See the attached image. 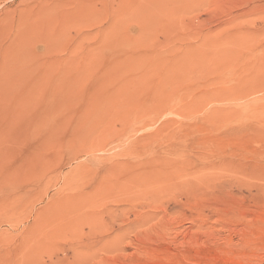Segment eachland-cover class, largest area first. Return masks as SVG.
I'll return each mask as SVG.
<instances>
[{
  "label": "rangeland",
  "instance_id": "374dc122",
  "mask_svg": "<svg viewBox=\"0 0 264 264\" xmlns=\"http://www.w3.org/2000/svg\"><path fill=\"white\" fill-rule=\"evenodd\" d=\"M206 35L218 37L214 46H200ZM14 37L23 38L22 52L29 55L26 82L42 74L40 88L26 92L32 100L59 89L58 101L85 92L102 74L100 64L130 54L124 60L135 69L129 77L141 75L139 63L153 56L162 58L160 73L179 58L183 67H173L170 98L155 102L151 121L138 116L130 123L120 110L107 113L99 126L91 125L98 131H89L83 148L77 143L35 154L40 144L25 139L24 164L9 180L10 195L25 192L24 199L13 216L0 215V264H264V0H0V47ZM194 44L204 59L183 52ZM89 191L87 219L76 215L53 239L28 236L35 213L54 197Z\"/></svg>",
  "mask_w": 264,
  "mask_h": 264
},
{
  "label": "bare ground",
  "instance_id": "6f19581e",
  "mask_svg": "<svg viewBox=\"0 0 264 264\" xmlns=\"http://www.w3.org/2000/svg\"><path fill=\"white\" fill-rule=\"evenodd\" d=\"M18 31L19 32L22 27L18 24ZM25 29V28H23ZM17 30V29H16ZM4 32V31H3ZM227 33V32H226ZM230 33V32H229ZM22 34L21 32H19V35ZM24 34V33H23ZM201 34H203L201 32ZM208 34V33H207ZM215 34V33H214ZM2 35V33H1ZM5 36V34H3ZM191 35V34H190ZM210 35V34H209ZM206 35L207 38L203 39L202 43H200V46L202 45H206L208 44V46H214L215 45V38L218 39V37L213 38L212 36ZM212 35V34H211ZM229 35V34H228ZM24 36V35H23ZM187 36V35H186ZM221 36V35H220ZM225 36V34H224ZM16 37V35H15ZM14 37V39H15ZM20 37V36H19ZM25 37V36H24ZM183 37V36H182ZM202 37V36H201ZM228 37V36H227ZM2 39V37H1ZM5 39V38H4ZM195 39V38H194ZM202 39V38H201ZM224 39V38H223ZM196 40V39H195ZM26 42V40H24ZM181 41V40H179ZM3 42V41H2ZM9 42V41H8ZM191 42V41H190ZM201 42V41H200ZM7 43V42H5ZM3 43V45L5 44ZM199 43V42H198ZM2 44V43H0ZM22 44H23V38L22 39H15L14 41H11L8 45L4 46V47H0V89L1 92L3 91V93H1L0 95V215H5V216H13L16 211V208L18 207L17 205L24 199V193L22 192L19 195H10V188H9V180L10 178L13 179L16 177L12 176L15 172H19L18 170H21L22 165L24 164V160L22 161V154H23V146L25 144V139H27V137H33L36 138V142L38 141V143L40 145L36 146L33 150V152L35 153V151L38 149L39 152L43 151L45 148L47 147H73L72 149H74V145L79 143L80 145H82V148L84 147L83 144L87 143L89 141V139H91V134L89 131L94 130L95 128H91L93 126L98 125V123L102 120H104L106 117H103L105 115H107V113H110L112 116V113L116 114V112L119 114V110L122 111L123 115L121 116L124 119L127 120H133L135 121L136 118L138 116L144 117L146 120H150L151 117L150 115L152 114L151 108L154 107V104H156L155 102H161L164 99V96H167L165 93L168 91V86L167 84H169L167 82V80L169 79V75L170 77L175 73L174 68L173 67H180L182 66V60L179 58L178 60H175L173 62V66L171 65L170 62V69L166 70V68L164 67V70L161 71L160 73V69L158 68L160 65V61L162 58H160L159 60H157V58H155L156 56H153L155 60H152V58L148 59H144L143 62H140L138 66L142 68H138V70L142 69V73L141 75L139 74L138 76H136L135 74L131 75L129 77V75H126L129 71L132 72L133 65L131 66V64L126 63L124 60L128 59L129 56H131V54L124 59L123 61L119 60V59H111L109 61H104L102 64H100L101 66H103L102 68H99L101 71H99V73L101 72V75H94V79L89 80L90 82L88 84H90L89 90H85V92H79V93H73L70 95H67V97L64 95L65 91L63 92L64 98L63 100H59L58 101V92L59 95H61V91H63L62 89L57 92L56 95H50L49 97L46 98H37L34 97V100H32L33 98H29V95L26 92H33L35 90H37L38 88H40V83L42 81V74H38L36 79H34L33 81H28L25 80L24 78V71L25 69L27 70V68H24L25 65H23L26 60L29 58L28 54H25L22 52ZM184 45V44H183ZM2 46V45H1ZM190 46V45H189ZM199 45H191V47H185L184 48V53L188 52H197L195 54H197V57L193 58L195 59V61L204 59V57L202 56V54L199 51ZM234 47V46H233ZM179 48V47H178ZM187 48V49H186ZM199 48V49H198ZM177 49V48H176ZM183 49V48H182ZM202 49V48H201ZM188 50V52H186ZM207 50V49H206ZM212 50V49H210ZM131 51V50H130ZM214 51V50H212ZM222 51V50H221ZM224 51V50H223ZM118 52V51H117ZM141 52V51H140ZM149 52V51H148ZM155 52V51H154ZM153 52V53H154ZM209 52V51H208ZM211 52V51H210ZM209 52V53H210ZM132 53V52H131ZM139 53V52H138ZM150 53V52H149ZM182 53V52H181ZM215 53V52H214ZM235 53V52H234ZM241 53V51H240ZM244 53V52H243ZM134 54V53H133ZM132 54V55H133ZM144 54V53H143ZM158 54V53H157ZM233 54V53H232ZM27 55V56H26ZM123 55V54H121ZM156 55V54H154ZM176 55V54H175ZM183 55V54H182ZM191 55V54H190ZM119 56V55H118ZM138 56V55H137ZM142 56V55H141ZM145 56V54H144ZM147 56V55H146ZM213 56V55H212ZM221 56V55H220ZM116 57V56H115ZM120 57V56H119ZM124 57V56H122ZM158 58L160 57L159 55L157 56ZM162 57V56H161ZM176 57H178L176 55ZM194 57V56H193ZM209 57V56H208ZM214 57V56H213ZM118 58V57H117ZM146 58V57H145ZM188 58V57H187ZM234 58V57H232ZM123 59V58H121ZM133 59V58H132ZM138 59V58H137ZM134 58V61L137 65V61H139V59L137 60ZM141 59V58H140ZM192 59V60H193ZM215 59V57H214ZM218 59V58H217ZM229 59V58H227ZM246 59V57H245ZM137 60V61H136ZM171 60V59H170ZM169 60V61H170ZM211 57H210V61L211 62ZM238 60V58H237ZM129 61V60H128ZM208 61V60H205ZM236 61V60H235ZM239 61V60H238ZM200 62V61H199ZM198 62V63H199ZM105 63V64H104ZM131 63V62H130ZM132 63V64H133ZM143 63V64H142ZM163 63V62H162ZM187 63V62H186ZM192 63V62H191ZM197 63V62H196ZM202 63V62H201ZM222 63V62H221ZM237 63V62H236ZM239 63V62H238ZM169 63H167L168 65ZM194 64V63H193ZM240 64V63H239ZM242 64V63H241ZM135 65V66H136ZM204 65V64H202ZM207 65V64H206ZM233 65V64H232ZM238 65V64H237ZM50 67H53V64L49 65ZM98 66V65H97ZM253 66V65H252ZM263 66V65H262ZM96 67V66H95ZM168 67V66H167ZM168 67V68H169ZM183 67V66H182ZM214 67V66H213ZM231 67V66H230ZM238 67L241 68V65H239ZM173 68V69H171ZM199 68V67H198ZM212 68V66H211ZM225 68V67H224ZM98 69V70H99ZM259 69V68H258ZM94 70V68H93ZM135 70V69H134ZM183 70V69H182ZM241 70V69H240ZM248 70V69H247ZM256 70V69H254ZM28 71V70H27ZM32 71V69L30 70ZM51 69H49L47 71V73H50ZM104 71V72H103ZM178 71V69H177ZM188 71V70H187ZM210 71V70H209ZM233 71V70H232ZM231 71V72H232ZM244 71V70H243ZM249 71V70H248ZM96 72V71H95ZM127 72V73H126ZM130 72V73H131ZM138 72V71H137ZM194 72V71H193ZM215 72V71H214ZM253 72V70H252ZM29 73V71L27 72ZM211 73V72H210ZM249 73V72H248ZM53 74V73H52ZM51 74V76H52ZM93 74V73H92ZM91 74V75H92ZM160 74V75H159ZM256 74V73H255ZM261 74V73H260ZM157 75L161 76L160 78L158 77L157 79H155V77H157ZM228 75V74H227ZM258 75V74H257ZM26 76V74H25ZM133 76V77H132ZM155 76V77H154ZM212 76V75H211ZM224 76V75H223ZM119 77V79H118ZM170 78L172 82L173 78ZM228 77V76H226ZM225 77V78H226ZM247 77V76H246ZM249 77V76H248ZM257 77V76H256ZM93 78V77H92ZM113 78H116L117 80L115 81ZM179 78V77H177ZM181 78V77H180ZM210 78V77H209ZM230 78V77H229ZM254 78V77H252ZM264 78V77H262ZM76 79V78H75ZM83 79V77H81V80ZM86 79V78H84ZM83 79V80H84ZM169 79V80H170ZM182 79V78H181ZM188 79V78H186ZM245 79V77H244ZM248 79V78H247ZM251 79V78H250ZM255 79V78H254ZM67 80V79H66ZM66 80H63L66 81ZM74 80V79H73ZM80 80V79H79ZM81 80L76 81V84H80L83 83L81 82ZM183 80V79H182ZM228 80V79H227ZM231 80V79H230ZM234 80V79H232ZM231 80V81H232ZM237 80V79H236ZM235 80V81H236ZM253 80V79H251ZM256 80V79H255ZM72 81V79H71ZM180 81V80H179ZM186 81V80H185ZM239 81V80H237ZM242 81V80H241ZM62 82V84H64ZM67 82V81H66ZM75 82V81H74ZM88 82V81H87ZM192 82V81H191ZM229 82V81H228ZM250 82V81H249ZM68 83V82H67ZM182 83V81H181ZM202 83V82H201ZM256 83V82H254ZM72 84H74L72 82ZM72 84H71V88H72ZM86 84V83H85ZM113 86H112V85ZM230 84V83H229ZM251 84V83H250ZM70 85V83L68 84ZM82 84H80L79 86H81ZM191 85V84H190ZM212 85V84H211ZM232 85V84H231ZM236 85V84H235ZM234 85V86H235ZM62 86V85H60ZM89 86V85H88ZM170 86V84H169ZM173 86V85H172ZM177 86V85H176ZM238 86V85H236ZM240 86V85H239ZM264 86V85H263ZM65 87V86H64ZM70 87V86H69ZM68 87V89H69ZM75 87V86H73ZM82 87V86H81ZM86 87V86H85ZM84 88V87H82ZM174 88L177 89V87ZM173 88V89H174ZM179 88V87H178ZM188 88V87H186ZM235 88V87H234ZM240 88V87H238ZM243 88V87H242ZM230 89V87H229ZM76 90H80L79 88L76 87ZM170 90V88H169ZM172 90V88H171ZM184 90V89H183ZM186 90V89H185ZM193 90V89H192ZM199 90V89H198ZM227 90V89H226ZM234 90V89H233ZM70 91V90H69ZM74 91V90H73ZM156 91V92H155ZM176 91V90H175ZM182 91V89H181ZM243 91H245L243 89ZM248 91V90H247ZM67 92V91H66ZM171 92V91H170ZM169 92V93H170ZM179 92V91H177ZM61 93V94H60ZM175 93V92H172ZM171 93V94H172ZM215 93V92H214ZM3 94V95H2ZM67 94V93H65ZM69 94V92H68ZM176 94V93H175ZM174 94V95H175ZM180 94V93H179ZM201 94V93H200ZM204 94V93H202ZM254 94V93H253ZM177 95V94H176ZM195 95V94H194ZM244 95V94H243ZM180 96V95H179ZM177 96V97H179ZM198 96V95H197ZM240 96V94H239ZM169 97V94L168 96ZM199 99L201 97V95L198 96ZM196 97V98H198ZM170 98V97H169ZM195 98V99H196ZM166 99V98H165ZM177 99V98H176ZM171 101V100H170ZM178 101V100H177ZM180 101V100H179ZM175 102V101H174ZM191 102V101H190ZM193 102V101H192ZM162 103V102H161ZM165 103V102H164ZM188 103V102H187ZM181 104V103H180ZM193 104V103H192ZM163 105V103H162ZM190 105V103L188 104ZM192 106V105H191ZM206 107V106H205ZM156 108V106H155ZM186 108V107H185ZM203 108V107H202ZM211 108V107H210ZM158 109V107H157ZM191 109V108H190ZM213 110V109H212ZM155 111H153L154 114ZM215 112V110L213 111ZM151 113V114H150ZM116 114V115H118ZM109 115V114H108ZM113 117V116H112ZM111 117V118H112ZM117 117V116H116ZM119 118V117H118ZM117 118V119H118ZM116 119V120H117ZM119 120V119H118ZM131 120L129 121L131 123ZM124 121V120H122ZM126 121V120H125ZM151 121V120H150ZM108 122V121H106ZM113 122V121H112ZM142 123V122H141ZM152 123V122H151ZM107 124V123H106ZM144 124V123H143ZM100 125V124H99ZM98 125V126H99ZM129 125V123H128ZM140 125V124H139ZM124 126V125H123ZM130 126V125H129ZM97 127V126H96ZM122 127V126H121ZM178 127V126H176ZM105 127H103L104 129ZM172 128L171 126L169 127V129ZM175 128V127H174ZM172 128V129H174ZM90 129V130H89ZM98 129V128H97ZM97 129H95L96 131H98ZM122 129H124L122 127ZM170 129V131L172 130ZM102 130V129H101ZM107 130V128H106ZM112 130H114L112 128ZM117 130V129H116ZM133 130V129H132ZM136 130V129H135ZM166 130V129H165ZM176 130V128H175ZM109 131V130H108ZM156 131V130H155ZM169 131V130H168ZM169 131V132H170ZM197 131V130H196ZM93 132V131H91ZM104 132V131H103ZM106 132V131H105ZM157 132V131H156ZM163 132V131H162ZM167 132V131H166ZM173 132V131H172ZM172 132H170L169 134H171ZM95 133V131H94ZM116 133V132H115ZM117 134V133H116ZM167 134V133H166ZM185 134V133H184ZM92 135H94L92 133ZM115 135V134H114ZM178 135V134H177ZM176 135V136H177ZM191 135V134H190ZM35 136V137H34ZM145 137V135H142ZM140 136V137H142ZM93 137V136H92ZM95 137V136H94ZM94 137L92 139H94ZM97 137V136H96ZM95 137V138H96ZM99 137V136H98ZM106 137V136H105ZM153 137V136H152ZM102 138V137H101ZM104 138V137H103ZM99 139V138H98ZM106 139V138H105ZM156 139V138H155ZM154 140V139H153ZM197 140V139H196ZM195 140V141H196ZM99 141H102L101 139ZM104 141V140H103ZM155 141V140H154ZM173 141V140H172ZM186 141V140H185ZM133 142V141H132ZM179 142V141H178ZM94 144V142H92ZM96 143V142H95ZM103 142H100L99 144H102ZM159 143V142H158ZM157 143V144H158ZM170 143V142H169ZM175 144H178L177 142H173V146ZM98 144V143H97ZM135 144V143H134ZM161 144V143H160ZM180 144V143H179ZM194 144V143H193ZM201 144V143H199ZM138 145V144H137ZM79 146V145H78ZM93 147V145H91ZM98 145H96L97 147ZM103 146V145H102ZM139 146V145H138ZM160 146V145H158ZM157 146V147H158ZM173 146H168L169 147H173ZM193 146V145H192ZM206 146V144H205ZM88 147L90 148L89 144ZM86 147V148H88ZM95 147V148H96ZM147 147V146H146ZM176 147V146H175ZM77 148V147H76ZM75 148V149H76ZM81 148V147H80ZM81 148V149H82ZM101 148V146H100ZM187 148V147H186ZM190 148V147H189ZM50 149V148H49ZM78 149V148H77ZM94 148H92L93 150ZM142 149V148H141ZM166 149V148H165ZM37 150V151H38ZM80 150V149H78ZM78 150L76 152H78ZM95 150V149H94ZM97 150V148H96ZM130 150V148L128 149ZM75 151V150H74ZM85 151V150H84ZM90 151V149H89ZM137 151V150H136ZM168 151V150H166ZM177 151V150H176ZM179 151V150H178ZM180 151H182L180 149ZM80 152V151H79ZM82 152V151H81ZM80 152V153H81ZM139 152V150H138ZM141 152V151H140ZM147 152V151H146ZM153 152V151H152ZM183 152V151H182ZM190 152V151H189ZM77 153V154H80ZM94 153V152H93ZM92 153V154H93ZM127 153V150H126ZM144 153V152H143ZM179 153V152H177ZM195 153V152H194ZM36 154V153H35ZM39 154V153H37ZM89 154V152H88ZM136 154V152H135ZM154 154V152H153ZM156 154V153H155ZM158 154V153H157ZM162 155V157L164 156L162 153H159ZM165 154V153H164ZM176 154V153H175ZM189 154V153H187ZM81 155V154H80ZM166 155V154H165ZM174 155V154H173ZM178 156V154H176ZM185 155V154H184ZM77 156V155H76ZM142 156V155H141ZM152 156V155H151ZM170 156V154H169ZM172 156V155H171ZM180 156V155H179ZM182 156V155H181ZM146 157V156H145ZM166 156H164L165 158ZM190 157V156H189ZM197 157V156H196ZM154 158V156H153ZM191 158V157H190ZM201 158V157H200ZM96 160V158H94ZM139 159V158H138ZM155 159V158H154ZM171 159V157H170ZM184 159V158H183ZM206 159V158H205ZM92 160V159H91ZM102 160V159H101ZM123 160V159H122ZM143 160V159H142ZM148 160V159H147ZM169 160V159H168ZM202 160V159H201ZM200 160V161H201ZM119 161V160H117ZM116 161V162H117ZM121 161V160H120ZM141 161V160H140ZM156 162V160L152 159V163ZM161 161V160H159ZM178 160H176L177 162ZM198 161V160H197ZM205 161V160H204ZM208 160H206L207 162ZM97 163V160L95 161ZM114 162V161H112ZM123 161H121L122 163ZM149 162V161H148ZM164 162V161H163ZM174 162V161H173ZM120 163V162H119ZM125 163V162H124ZM150 163V162H149ZM157 163V162H156ZM155 163V164H156ZM169 163V162H168ZM197 163V162H196ZM209 163V162H208ZM98 164V163H97ZM101 164V162H100ZM103 164V163H102ZM132 164V163H131ZM136 164V163H135ZM138 164V163H137ZM140 164V163H139ZM138 164V165H139ZM144 164H146V161L144 162ZM154 164V163H153ZM152 164V166H153ZM164 164V163H163ZM167 164V163H165ZM164 164V165H165ZM175 164V163H174ZM173 164V165H174ZM205 164V163H204ZM35 165V164H34ZM113 165V164H112ZM117 165V163H116ZM133 165V164H132ZM163 165V167H164ZM97 166V165H96ZM100 166V165H99ZM106 166V164H105ZM111 166V165H110ZM135 166V165H134ZM167 167V165H165ZM178 166V164H177ZM187 166V165H186ZM189 166V165H188ZM197 166V164L195 165ZM35 167H37L35 165ZM85 168H89L90 166L88 165H84ZM83 167V168H84ZM136 167V166H135ZM151 167V166H150ZM149 167V168H150ZM155 167H159V166H155ZM162 167V168H163ZM175 167V166H173ZM84 168V169H85ZM94 168V167H93ZM106 167H104L105 169ZM115 167H113L114 169ZM145 168V167H143ZM160 168V167H159ZM170 170H172L170 167H168ZM177 168V167H176ZM180 168V167H179ZM108 169V168H107ZM116 169V168H115ZM120 169V167H119ZM128 169V168H127ZM141 169V168H140ZM148 169V168H147ZM153 170V167L151 168ZM156 169V168H154ZM166 169V168H165ZM168 170H166V174L168 173ZM182 168H180L181 170ZM197 169V168H196ZM98 169H95V171H97ZM143 170V169H142ZM141 170V171H142ZM158 169L155 170L158 172ZM162 170V169H161ZM176 170V169H174ZM180 170L178 172H180ZM187 170V169H186ZM185 170V171H186ZM202 170V169H200ZM84 171V170H83ZM91 171V170H89ZM116 171V170H114ZM144 171V170H143ZM146 173L148 170H145ZM154 171V170H153ZM154 171V172H155ZM164 171V170H163ZM173 171V170H172ZM177 171V170H176ZM196 171V170H195ZM136 172V170L134 171ZM160 172V171H159ZM162 172V171H161ZM160 172V173H161ZM193 172V171H192ZM87 173V172H86ZM100 173V172H99ZM106 173V172H105ZM104 173V174H105ZM116 173V172H115ZM133 173V172H132ZM152 173V172H151ZM158 173V174H160ZM175 173V171H174ZM95 174V173H94ZM103 174V175H104ZM108 174V173H107ZM131 174V173H130ZM136 174V173H134ZM140 174V171H139ZM145 174V172H144ZM170 174V173H169ZM168 174V177H169ZM114 175V174H113ZM118 175V174H117ZM133 175V174H132ZM143 175V174H142ZM157 175V173H156ZM173 175V173H172ZM86 176V175H85ZM112 176V174H111ZM115 176V175H114ZM120 176V175H119ZM135 176V175H134ZM141 176V175H140ZM145 176V175H144ZM147 176V175H146ZM150 176V173H149ZM159 176V175H158ZM158 176H156L158 178ZM161 176V174H160ZM163 176H166L163 174ZM74 177V176H73ZM99 177V175H98ZM118 177V176H117ZM132 177V176H131ZM139 177V176H138ZM142 177V176H141ZM155 177V178H156ZM167 177V178H168ZM85 178V177H84ZM83 178V180H84ZM94 178V177H93ZM111 178V177H110ZM114 178V177H112ZM145 178V177H144ZM147 178V177H146ZM145 178V179H146ZM166 178V177H165ZM166 178V179H167ZM109 179V178H108ZM116 179V178H115ZM118 179V178H117ZM120 179H122L120 177ZM137 179V178H136ZM140 179V178H138ZM142 179V178H141ZM149 179H153L154 178H150ZM159 179V178H158ZM164 179V178H163ZM170 179V178H169ZM81 180V179H80ZM79 180V181H80ZM82 180V181H83ZM99 180V179H98ZM107 180V179H106ZM127 180V178L125 179V181ZM129 180V178H128ZM144 180V179H143ZM142 180V181H143ZM148 180V178L146 179ZM151 182H156L155 180ZM162 180V179H161ZM165 180V179H164ZM168 180V179H167ZM95 181V180H94ZM104 181V180H103ZM108 181V180H107ZM142 181L140 183H142ZM145 181V180H144ZM159 181V180H158ZM157 181V182H158ZM73 182V181H72ZM71 182V183H72ZM130 182V181H129ZM134 182H136L134 180ZM150 181H148L149 183ZM150 182V183H151ZM77 183V182H76ZM92 183V182H91ZM96 183V182H95ZM102 183V182H101ZM106 183V182H105ZM108 183V182H107ZM126 183V182H125ZM124 183V184H125ZM145 183V182H144ZM143 183V184H144ZM146 183V184H148ZM159 183V182H158ZM166 183V182H165ZM109 184H111L109 182ZM107 184L108 186L111 188V186ZM121 184V183H120ZM132 184V181H131ZM130 184V185H131ZM138 184V183H137ZM137 184H132L136 185ZM142 184V185H143ZM155 184V183H153ZM152 184V185H153ZM81 185V184H80ZM97 185V183H96ZM103 185V183H102ZM101 185V186H102ZM129 185V184H128ZM129 185V187H130ZM90 186V185H89ZM98 186V185H97ZM95 186V187H97ZM127 186V185H126ZM141 186V185H138ZM150 186V185H149ZM68 187V186H67ZM100 187V186H99ZM104 187V186H103ZM117 187L118 184H117ZM125 187V185H124ZM128 187V189H129ZM83 188V187H82ZM90 188V187H89ZM91 188H94L91 187ZM102 188V187H101ZM131 188V187H130ZM67 189V188H66ZM72 189V187H71ZM70 189V190H71ZM81 189V188H80ZM109 189V188H108ZM121 189V188H120ZM126 189V187L124 188ZM123 189V190H124ZM69 190V189H68ZM76 190V189H75ZM98 190V189H97ZM96 190V191H97ZM118 190V189H117ZM136 190V189H135ZM86 191V190H85ZM91 191V190H90ZM85 192V194H90L91 192ZM94 192L95 189H93ZM105 190H102V192ZM110 191V190H109ZM112 191V190H111ZM114 191V190H113ZM128 191V190H127ZM131 191V190H130ZM74 192V191H73ZM84 192V191H83ZM116 192V191H115ZM114 192V193H115ZM125 192V191H124ZM65 193V192H64ZM104 193V192H103ZM21 194H23V196H20ZM84 195V194H73V195H68L66 196V194L64 195L65 197L62 196V198L59 199H54L49 202L48 206L44 209V211H40V212H36L35 216L33 217V222L30 225L29 228V232L27 233L28 236L31 237H39L41 238H47V239H53L54 237H59L58 235H61L65 232V230L69 227V224L74 221V223H76V219H78L77 217L79 215H83V217H85V215H87L89 213V211L87 210V206H90L88 202L87 198L88 196ZM100 194V192L98 193V195ZM102 194V193H101ZM100 194V196H101ZM105 194V193H104ZM63 195V194H62ZM92 196V195H91ZM94 196V195H93ZM99 196V197H100ZM109 196V195H108ZM104 197V196H102ZM116 197V196H115ZM94 198V197H92ZM101 198V197H100ZM90 200V198H89ZM95 200V199H93ZM90 200V201H93ZM94 204V201H93ZM95 205V204H94ZM86 207V208H85ZM94 207V206H93ZM86 210H85V209ZM90 208V207H89ZM97 208V206H96ZM92 209V208H91ZM98 209V208H97ZM89 210V209H88ZM94 211V210H93ZM91 213V212H90ZM95 213V212H93ZM98 214V213H96ZM77 215V217H76ZM81 215V216H82ZM90 219L92 218L91 215L88 216ZM98 217V216H97ZM87 219V217H85ZM84 218V219H85ZM83 219V218H82ZM95 219L94 215H93V220ZM81 220V219H80ZM85 221V220H84ZM92 221V219L90 220V222ZM81 222V221H80ZM82 223V222H81ZM94 223V221H93ZM86 224V223H85ZM72 225V224H70ZM75 225V224H74ZM76 227V226H75ZM70 228V227H69ZM69 230V229H68ZM67 231V230H66ZM62 236V235H61ZM39 240V239H38ZM44 240V239H42ZM32 241V239H31ZM37 241V240H36ZM35 241V242H36ZM30 242V241H29ZM32 243V242H31Z\"/></svg>",
  "mask_w": 264,
  "mask_h": 264
}]
</instances>
